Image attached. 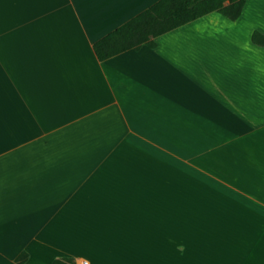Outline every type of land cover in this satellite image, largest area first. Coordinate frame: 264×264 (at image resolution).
Here are the masks:
<instances>
[{
    "label": "crops",
    "instance_id": "crops-1",
    "mask_svg": "<svg viewBox=\"0 0 264 264\" xmlns=\"http://www.w3.org/2000/svg\"><path fill=\"white\" fill-rule=\"evenodd\" d=\"M155 1L0 0V264H264V0L97 60Z\"/></svg>",
    "mask_w": 264,
    "mask_h": 264
},
{
    "label": "trees",
    "instance_id": "trees-1",
    "mask_svg": "<svg viewBox=\"0 0 264 264\" xmlns=\"http://www.w3.org/2000/svg\"><path fill=\"white\" fill-rule=\"evenodd\" d=\"M242 5L243 0H156L92 42L91 48L99 61L127 49L151 48L156 36L212 11L233 21ZM249 38L256 45L264 44V35L257 31H252ZM25 258L26 254L19 252L14 262L21 264ZM49 264H73V261L57 257Z\"/></svg>",
    "mask_w": 264,
    "mask_h": 264
},
{
    "label": "built area",
    "instance_id": "built-area-1",
    "mask_svg": "<svg viewBox=\"0 0 264 264\" xmlns=\"http://www.w3.org/2000/svg\"><path fill=\"white\" fill-rule=\"evenodd\" d=\"M79 264H87V262L85 260H81Z\"/></svg>",
    "mask_w": 264,
    "mask_h": 264
}]
</instances>
